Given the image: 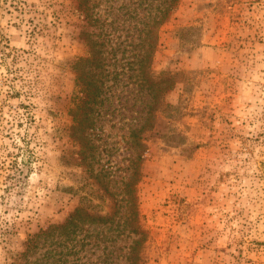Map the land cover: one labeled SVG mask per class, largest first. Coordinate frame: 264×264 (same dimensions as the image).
I'll return each mask as SVG.
<instances>
[{"label":"rangeland","instance_id":"1","mask_svg":"<svg viewBox=\"0 0 264 264\" xmlns=\"http://www.w3.org/2000/svg\"><path fill=\"white\" fill-rule=\"evenodd\" d=\"M86 1L130 61L160 0ZM78 2L0 0V166L14 143L28 168L14 192L0 177V264H128L133 212L139 264H264V0H178L156 96L125 68L72 128ZM80 206L82 228L53 229Z\"/></svg>","mask_w":264,"mask_h":264},{"label":"trees","instance_id":"2","mask_svg":"<svg viewBox=\"0 0 264 264\" xmlns=\"http://www.w3.org/2000/svg\"><path fill=\"white\" fill-rule=\"evenodd\" d=\"M178 0H160L157 2L154 11L148 16H145L142 21L143 29L141 30V37L137 50H134L130 54L131 60L124 64H119L118 60L114 59L116 49L119 48V43H113L110 41L108 36L104 33H96L97 20L95 16L90 13L89 7L87 6L86 0H79L76 9L78 11V19L82 21L80 24L79 38L83 41L86 46V54L82 57H78L72 63V68L75 72L74 80V102L73 108L71 109L72 114V128L79 127L88 123H92L94 107L98 104L96 100L100 92L102 91V85L106 78L114 79L126 73V71L135 66L131 70H135V81L138 86L145 89L149 95L156 96L160 80L151 75L148 68V61L152 50L157 42V30L159 24L165 20L167 15L174 9L175 4ZM101 26V23H100ZM91 30L88 31V28ZM113 59V61H112ZM119 65V68L115 66ZM112 67V68H111ZM125 68L127 69L125 71ZM101 84V87L99 86ZM149 108V107H148ZM150 112L148 109L147 113ZM144 126L141 125L139 131H142ZM12 149L7 152L9 161L7 165L0 166V174L2 180L5 181L9 190L14 192L16 186L22 182V179L26 177L27 173L25 166H20L17 162V157L20 153V148L16 144L11 143ZM84 207L80 206L76 208L59 227L53 228L54 230H60L65 235L74 234L77 230L82 228L86 218L82 216ZM126 214L124 225L128 229V233H134L140 235L136 240L132 241V246L129 247L128 256L125 258L128 264H139V256L134 253V249L142 239V231L139 230V225L135 224L133 214ZM102 220L108 219L101 217ZM130 224H135L132 228ZM129 255H132L131 257Z\"/></svg>","mask_w":264,"mask_h":264}]
</instances>
